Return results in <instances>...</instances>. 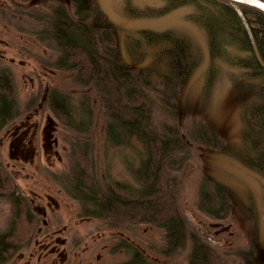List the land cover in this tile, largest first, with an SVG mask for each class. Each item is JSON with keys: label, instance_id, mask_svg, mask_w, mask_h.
I'll return each mask as SVG.
<instances>
[{"label": "trees", "instance_id": "trees-1", "mask_svg": "<svg viewBox=\"0 0 264 264\" xmlns=\"http://www.w3.org/2000/svg\"><path fill=\"white\" fill-rule=\"evenodd\" d=\"M152 1L139 5L134 0H66L64 6L51 5V40L39 43L46 54H34L40 67L65 76L71 84V92L63 95L68 104L76 99L100 107L107 135L118 131L127 144L132 139L147 154L134 183H101L89 154L75 149L82 174L70 186L69 197L82 206L77 212L82 220L103 224L110 244L128 241L113 248L124 256L120 264H158L148 258V248L128 256L131 238L120 233L143 225L160 231L162 246L153 251L163 259L186 250L187 264H225L217 248L182 215L177 176L190 149L206 155L216 152V158L233 160L235 171L252 177L264 193V9L240 0ZM27 45L26 40L20 47L26 50ZM5 59L0 57V63ZM220 75L237 101L240 129L233 145L198 115ZM53 89L49 86L44 105L64 124L70 113L65 103L55 101ZM16 92L14 73L1 64L0 124L18 114ZM193 117L196 120L188 122ZM92 125L88 121L86 129ZM199 194L200 214L210 217L226 216L239 201L231 184L217 180ZM247 195L252 203L254 197ZM19 219L14 212L7 233L0 229V264L16 252L10 243L28 233L26 219Z\"/></svg>", "mask_w": 264, "mask_h": 264}, {"label": "rangeland", "instance_id": "rangeland-1", "mask_svg": "<svg viewBox=\"0 0 264 264\" xmlns=\"http://www.w3.org/2000/svg\"><path fill=\"white\" fill-rule=\"evenodd\" d=\"M32 1L7 0V5L0 9V40H2L0 41V50L7 57L2 60L0 67L1 64L7 65L14 73V86L17 89L19 104L17 107L14 106L16 113L24 114L25 106L40 101L45 91L43 84L45 82H49L50 89L52 86L54 87L55 101L65 103L70 113L66 123L62 124L61 119L48 111L49 117L52 116L51 119L58 123L55 135L64 145V148H61L59 152L60 160L54 159L52 155L45 162L41 158L40 171L43 172L41 175L45 177V179L41 177L46 187L45 191L51 196H56V199L62 201L63 204L61 208L63 213L57 215L58 221H56V217L52 219L51 226L55 228L58 223L62 225L71 220L72 233L67 241L84 243L76 250L72 264H120L124 256L121 253H113V248L121 243L128 244V241H118L115 245H108L105 252H99L100 259L97 260L95 256L97 246L102 244V240L108 242L109 231H106L100 222L82 220L78 216L79 213L77 214L83 209L82 206L76 204L69 197L73 194L70 186L73 183H78L82 174V167L74 155L77 152L75 149L78 148L83 155L89 154L96 177L101 183L109 179L112 180L111 182L114 180L119 183H134L135 174L146 164L147 154L138 147L139 144L134 140L131 139V143L127 144V137L121 136L118 131L107 135L103 130L105 123L101 118L100 107L88 105L87 101L82 104L80 100L76 99L69 104L65 101L63 95L66 92H71V84L65 81V76L56 73L53 75L43 70L44 68L40 67L34 54H38L39 50L46 54L40 44H46L51 40L50 34L47 33L52 27V19L55 14V9L51 5L64 6L63 3L66 0ZM134 1H137L139 5H150L153 2L152 0ZM21 3L27 9H23ZM26 40L29 45L25 50L20 45ZM39 83L41 85L38 86ZM213 90L210 101L203 105L202 114L198 112V115L207 125L218 132L222 141L233 145L239 137L238 129H240L235 94L228 86L224 75L219 76ZM195 96H197L196 93ZM193 100L194 104L199 105L198 98L194 97ZM0 102H2L1 96ZM4 109L6 110V108ZM89 113L92 115L88 116ZM196 117L198 116L196 115ZM195 120L194 117L189 118L188 122ZM88 121L93 123L90 131L86 129ZM120 139L122 142H119ZM190 151L185 161L186 165L180 169L177 176V194L182 215L186 220H188V216L191 219V222L189 221L191 226L197 225L205 235L213 240L207 239L199 232L203 240L217 248L225 264H264V193L261 192L262 188L252 182V177L244 175V172L240 170L235 171V168H238L237 164L230 158L227 160L224 156L216 158V152L213 154V152L207 151L206 155L199 154L194 149H190ZM1 159L3 163L8 162L7 154H4ZM48 162L55 164L54 168L56 169H48ZM213 180L231 184L239 193V201L223 217L203 215L198 209V206L202 205L200 191L209 188ZM7 183L9 186L11 181L9 182L8 179ZM49 183L54 185L50 187ZM247 192H250L254 197L252 203L249 202ZM212 207L217 208L216 204H213ZM0 209L1 212L4 210L7 216H12L10 214L11 202L2 203ZM5 222L8 225V219ZM132 227L122 231L131 238L129 241L131 249L129 248L128 256L134 255L136 249L148 248V258L157 261L155 263L187 264L186 250L177 251L172 258L168 259H163L153 251V249L162 246L160 231H153V228L145 225ZM14 234L16 235V233Z\"/></svg>", "mask_w": 264, "mask_h": 264}, {"label": "flooded vegetation", "instance_id": "flooded-vegetation-1", "mask_svg": "<svg viewBox=\"0 0 264 264\" xmlns=\"http://www.w3.org/2000/svg\"><path fill=\"white\" fill-rule=\"evenodd\" d=\"M4 5H7V0H0V9ZM2 52L0 50V57L4 58ZM43 84L45 91L40 101L30 103L24 114H15L9 123L0 124V207L4 202H11V214L15 212L16 217L25 218V227L28 229L27 234H20L18 241L10 243L16 252L6 264H72L76 250L84 244L67 241L72 233L71 220L62 225L58 223L55 228L51 226L52 219H57V215L63 213V204L56 196L45 191L42 180L45 177L40 171L41 158L45 162L52 155L54 159L60 160L59 152L64 146L55 135L57 123L49 117V110L44 105L49 82ZM4 154H7L8 159L5 163L1 159ZM48 165V169H56L52 162H48ZM8 176L10 186L7 183ZM49 184L50 187L54 185ZM0 214L1 229L7 233L12 216L8 219L7 213L4 210L1 212V209ZM108 245L110 243L106 241L97 246V260L100 259L99 252H103Z\"/></svg>", "mask_w": 264, "mask_h": 264}, {"label": "water", "instance_id": "water-1", "mask_svg": "<svg viewBox=\"0 0 264 264\" xmlns=\"http://www.w3.org/2000/svg\"><path fill=\"white\" fill-rule=\"evenodd\" d=\"M240 1H244V2H249V3H252V4H255V5H257V6H260V7H262L263 9H264V1H262V0H240ZM239 10V9H238ZM241 14V13H240ZM241 17H242V15H241ZM242 19H243V21H245L244 20V18L242 17ZM247 27V26H246ZM259 59V58H258ZM187 219H188V221H190L191 222V219L187 216ZM193 224V223H192ZM194 225V227H196L197 228V230H199V232H201L207 239H209V240H211V241H213L210 237H208L207 235H205L204 234V232L197 226V225H195V224H193Z\"/></svg>", "mask_w": 264, "mask_h": 264}]
</instances>
